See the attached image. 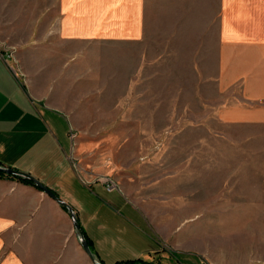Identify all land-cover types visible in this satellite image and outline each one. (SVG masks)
I'll use <instances>...</instances> for the list:
<instances>
[{"label":"rangeland","instance_id":"374dc122","mask_svg":"<svg viewBox=\"0 0 264 264\" xmlns=\"http://www.w3.org/2000/svg\"><path fill=\"white\" fill-rule=\"evenodd\" d=\"M57 5L0 0V52L69 114L79 174L111 176L171 249L264 264V126L218 119L211 0H147L135 41L64 40Z\"/></svg>","mask_w":264,"mask_h":264},{"label":"crops","instance_id":"0c3cea01","mask_svg":"<svg viewBox=\"0 0 264 264\" xmlns=\"http://www.w3.org/2000/svg\"><path fill=\"white\" fill-rule=\"evenodd\" d=\"M147 0H58L64 40L135 41ZM222 123L264 126V0H211ZM72 119L16 77L0 52V166L28 173L74 211L100 264H208L202 249H171L150 210L75 167ZM11 176V175H10ZM85 177V178H84ZM21 177H0V264H95L68 209ZM24 179V178H23Z\"/></svg>","mask_w":264,"mask_h":264},{"label":"water","instance_id":"95a60500","mask_svg":"<svg viewBox=\"0 0 264 264\" xmlns=\"http://www.w3.org/2000/svg\"><path fill=\"white\" fill-rule=\"evenodd\" d=\"M0 171L6 173L8 175H11V176H17V177H21V178L28 179V180L32 181L35 184V186L40 188L42 191H44L46 194H48L51 198L56 200L59 204L66 207L72 216L76 230L80 234L82 246H83L85 252L89 255L92 262H94L95 264H100L99 262H96V259H95L94 255L90 249V246H89L88 242L85 240V237L81 231V228H80V226L76 220L73 208L68 203L61 200V198L53 190H51L50 188L45 186L42 182H40L38 179H36L35 177H33L32 175H30L28 173L21 172V171H18L16 169H13V168L3 167V166H0Z\"/></svg>","mask_w":264,"mask_h":264},{"label":"built area","instance_id":"2783aa9c","mask_svg":"<svg viewBox=\"0 0 264 264\" xmlns=\"http://www.w3.org/2000/svg\"><path fill=\"white\" fill-rule=\"evenodd\" d=\"M12 69L14 71L15 76L19 77L18 72L13 68V66ZM71 137L72 139H74V134L71 133ZM97 180L101 181L105 188L109 191H113L116 189V182L111 176H100L97 178Z\"/></svg>","mask_w":264,"mask_h":264},{"label":"trees","instance_id":"16d2710c","mask_svg":"<svg viewBox=\"0 0 264 264\" xmlns=\"http://www.w3.org/2000/svg\"><path fill=\"white\" fill-rule=\"evenodd\" d=\"M5 176H9L11 177L10 175L0 171V177H5ZM22 179L23 182L27 183V184H30V185H35L32 181L28 180V179H23V178H20ZM139 261H128V262H122V263H116V264H136L138 263Z\"/></svg>","mask_w":264,"mask_h":264}]
</instances>
